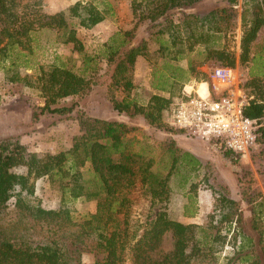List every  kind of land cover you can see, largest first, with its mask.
<instances>
[{
  "label": "trees",
  "instance_id": "1",
  "mask_svg": "<svg viewBox=\"0 0 264 264\" xmlns=\"http://www.w3.org/2000/svg\"><path fill=\"white\" fill-rule=\"evenodd\" d=\"M44 0H0V71L10 83H19L36 90L42 106L31 115L33 123L41 118L69 116L79 126V134L72 139L71 147L54 154L30 156L25 161L26 175L13 172L16 159L24 151L19 138L0 140V264H84L83 256L94 257L93 264H195L214 259L215 248L226 243L227 234L238 225L241 201L251 207L250 234L239 235L237 257L240 264H264V202L251 186L253 173L242 167L236 173L242 199H232L226 189H220V212L209 217L207 227L183 224L170 218L168 213L171 182L182 175L179 189L192 190V180L202 169V161L177 144L183 131L165 123L164 115L169 101L154 95L141 116L147 126L164 135L159 141V154L155 159L148 146L128 135L139 131L123 121H109L93 117L74 102L61 106L64 100L83 97L92 87L90 80L65 64L39 67L36 74L20 76L19 69H26L33 54V35L41 30L62 31L63 44L81 54L84 47L76 36L70 20L77 26L92 28L104 19L95 6L75 3L68 13L46 15L40 8ZM203 0H131L133 16L137 19L132 31L116 33L103 46L102 58L109 68L112 84L124 92L134 89L126 73L136 57L146 51L143 40L132 45L139 23L149 21L150 36L172 37L174 23L168 13L189 8ZM235 0L215 8L200 17L190 15L195 22L207 28H227L233 25L237 14ZM240 15L241 39L239 64L249 61L251 49L258 32L264 28V0H245ZM228 5V6H227ZM162 19V22L158 23ZM209 25V26H208ZM223 67L234 68L236 59L225 50L208 51ZM83 65L89 62L83 56ZM173 80V79H172ZM173 82V81H172ZM173 83H170V86ZM166 82L153 85L157 91H168ZM245 87L253 97L244 108V116L255 122L258 144L264 148V85L252 78ZM124 97L111 98L113 111L124 114L137 109L133 101ZM147 137L146 133H143ZM227 158L239 157L216 148ZM235 157V158H234ZM21 158V157H20ZM232 159V160H233ZM253 165L264 174V151L252 154ZM234 161V160H233ZM236 162V161H234ZM46 178L49 186L61 195L57 210H45L33 201L34 183ZM194 188V187H193ZM77 201L95 202L94 213L82 218L73 216ZM146 208L134 215L140 202ZM184 216L193 217L197 210L196 199L188 197ZM191 207V208H190ZM170 235L172 250L161 254L163 238ZM246 251V252H245ZM226 264H235L229 259Z\"/></svg>",
  "mask_w": 264,
  "mask_h": 264
},
{
  "label": "rangeland",
  "instance_id": "2",
  "mask_svg": "<svg viewBox=\"0 0 264 264\" xmlns=\"http://www.w3.org/2000/svg\"><path fill=\"white\" fill-rule=\"evenodd\" d=\"M226 1L203 0L189 8H184V10L189 9V11H170L168 15L174 23L171 38L166 34L159 37L150 36V32L147 30L150 25L149 21H141L131 43L137 45L143 40L146 44V51L141 56L140 62L136 60V57L133 65L126 73L134 87L129 93L124 92L121 87H115L109 78L110 76L106 75L109 68H107L102 58L103 46L106 43L95 42L93 34L78 33L80 27L77 26V20L75 19L69 22L81 41L84 52L79 54L72 50V45L63 44L66 36L62 31L56 33L51 30H41L33 35V54L27 56V60H29L28 67L19 69L20 76L36 74L39 67L47 69L52 65L59 64H65L66 67L82 74L93 84L91 90L81 98L72 97L64 100L61 106L69 107L72 103L77 102L81 108L86 109L93 117L109 121H123L140 129L128 135V138L136 139L144 146H148L150 154L156 159L159 154L157 143L164 139V135L160 130L147 126L141 116L142 110L146 109L149 100L154 95L167 99L170 106L179 99L184 86L190 83L208 82L212 70L221 66L211 56L209 50H225L234 55L236 59L234 69L237 71L242 89L247 95L250 96L251 93L245 85L252 78L259 79L264 85V28H261L258 32L257 39L251 49L249 61L245 64H239L238 62L242 34L240 15L243 7H249L245 0H235L236 2L233 5H227L229 8L233 6L237 19H235V22L233 21V25L227 28L221 27L220 32L214 30L218 26L207 28L190 18V15L202 17L215 8L224 5ZM45 2L46 0L42 2L40 10L47 15ZM61 2L62 0H58L59 6L67 5L61 4ZM50 7L54 6L51 5ZM160 22H162V19L158 23ZM83 56L89 60L86 65L82 63ZM159 82H166L168 91L154 89L153 85ZM170 83L173 84L170 86ZM203 90L204 86L201 85L199 92L202 93ZM124 97H128L127 100L133 101L138 108L136 110L131 108L127 113L118 114L113 111L110 99L121 100ZM42 101L36 90L25 86V81L22 78L19 83H10L5 79L3 72L0 71V140L18 137L24 148L21 156L16 159L13 169L16 174L26 175L25 161L28 160V157H42L68 150L71 147L73 137L79 134L77 122L69 116L46 117L33 123L31 119L32 112L42 106ZM143 133L149 136L144 137ZM176 139L177 144L180 147L182 146L181 148L192 150L194 153L191 154L197 155L202 161V169L192 180V190L189 191L188 186L185 193L196 199L197 222L202 224L203 227L209 225L211 215H218L220 212V189H226L232 199H242L241 190L235 176V173L242 167H248L252 171V189L260 194V198L264 202V174L256 172L252 160L253 153L264 151L258 141L256 148L250 151L248 157L230 159L216 150L218 146L213 141H205L199 136L191 137L186 133ZM181 178L182 175L172 179V191L168 204L169 216L176 221L182 219L184 206L188 203L182 195L184 191L177 186ZM31 183H34L32 199L35 204L45 210L59 209L61 195L49 186L46 178H40L36 181L30 179L29 184ZM241 204L240 221L236 228L233 226L227 234L226 243L221 248H215L214 259L195 264H226L229 259H233L235 264H240L236 260L241 254L237 253L240 243L239 235L242 233L244 235L250 234L255 240L257 236L256 232L251 229L253 217L250 211L251 207L243 201H241ZM71 206L75 218H82L95 209V203L87 201H77ZM145 208L146 203L144 201L140 202L133 210L134 215L136 216L140 210ZM261 227L264 229L263 223H261ZM172 244L170 235H166L163 238L158 256L171 251ZM83 263L93 264L94 257L85 254Z\"/></svg>",
  "mask_w": 264,
  "mask_h": 264
},
{
  "label": "built area",
  "instance_id": "3",
  "mask_svg": "<svg viewBox=\"0 0 264 264\" xmlns=\"http://www.w3.org/2000/svg\"><path fill=\"white\" fill-rule=\"evenodd\" d=\"M205 84L184 86L181 96L165 111L164 121L188 136L213 141L239 158H246L257 146L255 122L244 116V108L253 97L242 89L234 68L216 67Z\"/></svg>",
  "mask_w": 264,
  "mask_h": 264
},
{
  "label": "crops",
  "instance_id": "4",
  "mask_svg": "<svg viewBox=\"0 0 264 264\" xmlns=\"http://www.w3.org/2000/svg\"><path fill=\"white\" fill-rule=\"evenodd\" d=\"M64 1V3H62ZM72 1V2H71ZM62 0L61 4H67L63 6L58 5V0H46L45 4V12L47 15H54L59 12L67 13L69 11L68 8L74 5V3L80 2L82 4H88L95 6L100 12L103 13L104 19L97 25L93 26L92 28L86 29L80 27L78 33L84 32V34H93L94 41L101 43H107L109 39H111L116 33H124L132 31L137 23V19L133 16L132 9H131V0ZM205 1V0H204ZM71 2V3H68ZM53 5L54 7H50ZM184 9H180L178 11H183ZM189 11L184 10V12ZM148 26V25H147ZM141 56L137 57V61H141ZM195 85L194 83H190L189 86ZM182 147V146H181ZM184 149V148H183ZM192 153L193 151L190 149H184ZM194 153V152H193ZM198 157L197 155H195ZM187 191V190H186ZM184 199H188V194L183 192ZM93 202V201H92ZM95 203V202H94ZM96 209V203H95ZM95 209L93 212L94 213ZM200 213V210H199ZM89 214V213H88ZM198 214L193 217H185L182 214V219H177L178 222L183 224H202L197 222Z\"/></svg>",
  "mask_w": 264,
  "mask_h": 264
},
{
  "label": "bare ground",
  "instance_id": "5",
  "mask_svg": "<svg viewBox=\"0 0 264 264\" xmlns=\"http://www.w3.org/2000/svg\"><path fill=\"white\" fill-rule=\"evenodd\" d=\"M201 85H203V86H204V90H203V92H202V93H200V92H199V87H200ZM204 91H205V84H204V83H200V84L198 85V92H199L200 94H203V93H204Z\"/></svg>",
  "mask_w": 264,
  "mask_h": 264
}]
</instances>
